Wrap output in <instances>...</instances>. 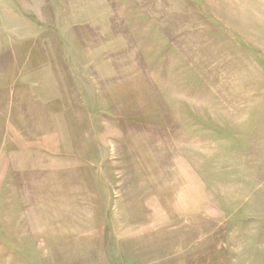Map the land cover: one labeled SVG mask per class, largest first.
Returning a JSON list of instances; mask_svg holds the SVG:
<instances>
[{
    "label": "rangeland",
    "instance_id": "obj_1",
    "mask_svg": "<svg viewBox=\"0 0 264 264\" xmlns=\"http://www.w3.org/2000/svg\"><path fill=\"white\" fill-rule=\"evenodd\" d=\"M0 264H264V0H0Z\"/></svg>",
    "mask_w": 264,
    "mask_h": 264
}]
</instances>
